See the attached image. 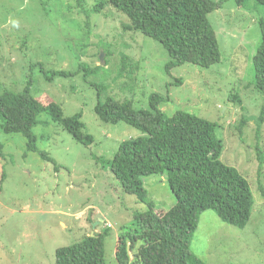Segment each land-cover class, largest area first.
I'll return each mask as SVG.
<instances>
[{
  "label": "rangeland",
  "instance_id": "rangeland-1",
  "mask_svg": "<svg viewBox=\"0 0 264 264\" xmlns=\"http://www.w3.org/2000/svg\"><path fill=\"white\" fill-rule=\"evenodd\" d=\"M105 1L0 0V94L20 93L31 81L30 94L43 106L59 105L64 118L81 112L93 138L89 146L79 144L46 113L32 130L35 153L26 151L23 136L0 133V264H54L57 249L106 228L104 260L118 264V235L132 214L161 217L175 204L166 175L142 179L144 199L122 191L109 162L122 142L141 134L122 122L97 119L94 84L105 87L103 96L129 101L134 110H147L149 96L161 94L168 97L160 106L168 117L184 112L218 126L220 161L248 182L254 205L243 229L203 212L190 250L205 264H264V123L257 127L264 93L253 86L252 65L264 6L224 3L208 15L220 63L209 69L186 64L167 74L169 58L157 42L122 30L125 18L110 7L94 11ZM83 11L90 13L88 21ZM96 67L101 69L94 74ZM42 70L73 75L48 82ZM130 260L151 264L145 246H137Z\"/></svg>",
  "mask_w": 264,
  "mask_h": 264
},
{
  "label": "trees",
  "instance_id": "trees-1",
  "mask_svg": "<svg viewBox=\"0 0 264 264\" xmlns=\"http://www.w3.org/2000/svg\"><path fill=\"white\" fill-rule=\"evenodd\" d=\"M229 1L240 8L250 2L264 6V0H107L98 3L94 11L110 7L125 18L121 23L122 30L157 42L168 55L165 72L170 74L173 69L186 64L209 69L220 63L219 45L208 15ZM83 14L88 21L90 13L83 11ZM259 29L261 41L252 59L253 86L257 92L264 93L262 21ZM100 69L96 67L94 74ZM72 75L42 70V76L48 82ZM92 87L97 91L94 113L101 123L116 125L122 122L141 134L122 142L109 162L110 172L122 191L144 199L147 191L142 179L166 175V184L176 201L161 217L153 211L132 214L131 221L118 235L117 263L132 264L130 253L137 246H145L151 264H205L190 250L200 215L212 211L224 224L243 229L254 205L248 182L234 168L220 161L224 143L216 136L218 126L184 112L168 117L160 109L168 97L158 93L149 96L147 110H134L129 101L103 96L106 92L103 85ZM30 88L31 81L20 93L0 94V133L23 136L26 151L35 153L36 138L32 130L39 124V116L46 113L79 144L89 146L93 142L85 132L81 112L64 118L59 105L43 106L30 94ZM233 100L239 101L236 97ZM263 123L264 106L257 127ZM256 151L261 154L258 146ZM0 156L3 157L1 153ZM39 156L43 161L55 164L46 153L40 152ZM108 235L106 228L101 234L84 237L73 245L57 249L54 264H106L104 241Z\"/></svg>",
  "mask_w": 264,
  "mask_h": 264
},
{
  "label": "bare ground",
  "instance_id": "bare-ground-1",
  "mask_svg": "<svg viewBox=\"0 0 264 264\" xmlns=\"http://www.w3.org/2000/svg\"><path fill=\"white\" fill-rule=\"evenodd\" d=\"M229 167V166H228Z\"/></svg>",
  "mask_w": 264,
  "mask_h": 264
}]
</instances>
